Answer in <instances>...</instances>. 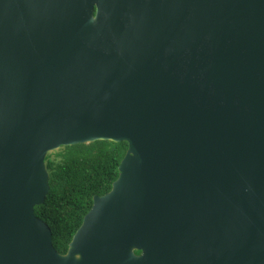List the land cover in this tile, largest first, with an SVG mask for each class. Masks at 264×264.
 Here are the masks:
<instances>
[{"label":"water","instance_id":"water-1","mask_svg":"<svg viewBox=\"0 0 264 264\" xmlns=\"http://www.w3.org/2000/svg\"><path fill=\"white\" fill-rule=\"evenodd\" d=\"M95 140L59 253L45 157ZM0 264H264V0H0Z\"/></svg>","mask_w":264,"mask_h":264},{"label":"trees","instance_id":"trees-1","mask_svg":"<svg viewBox=\"0 0 264 264\" xmlns=\"http://www.w3.org/2000/svg\"><path fill=\"white\" fill-rule=\"evenodd\" d=\"M127 146L126 141L95 140L61 146L47 153L49 191L34 212L50 227L52 245L59 253L66 252L93 196L110 190Z\"/></svg>","mask_w":264,"mask_h":264}]
</instances>
